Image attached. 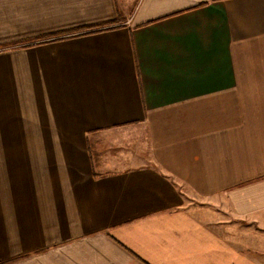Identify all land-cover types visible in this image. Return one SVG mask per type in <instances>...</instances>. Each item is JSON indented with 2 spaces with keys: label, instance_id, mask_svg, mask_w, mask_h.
I'll list each match as a JSON object with an SVG mask.
<instances>
[{
  "label": "crops",
  "instance_id": "obj_1",
  "mask_svg": "<svg viewBox=\"0 0 264 264\" xmlns=\"http://www.w3.org/2000/svg\"><path fill=\"white\" fill-rule=\"evenodd\" d=\"M17 43L0 261L264 264V0H0Z\"/></svg>",
  "mask_w": 264,
  "mask_h": 264
},
{
  "label": "rangeland",
  "instance_id": "obj_2",
  "mask_svg": "<svg viewBox=\"0 0 264 264\" xmlns=\"http://www.w3.org/2000/svg\"><path fill=\"white\" fill-rule=\"evenodd\" d=\"M29 43H17V44H12V45L11 44L3 45V46H0V52L2 50H7V49H11V48H23V47H25V45H27ZM25 162H26V164L28 163L27 160ZM6 163L9 164V161L0 160V190L2 189V186L6 185L7 186L6 190H9V194L14 195V194H16L18 187L15 183V179H14L13 175L9 174V172H12V169L10 168L11 165L9 164V168L5 169ZM27 171H28V166H27ZM26 178H28V177H26ZM28 179L32 180L31 178H28ZM30 185H32V184H30ZM28 186H29L28 184H26V186H22V190H24L28 196H31V198L29 197L28 200H32L33 199V193H32V191L30 192L28 190V188H29ZM29 189H32V187ZM1 200H2V194L0 191V205H1ZM0 258H1V255H0ZM11 259H18V257L14 256ZM9 262H11V261L10 260L4 261V262L0 261V264H7Z\"/></svg>",
  "mask_w": 264,
  "mask_h": 264
}]
</instances>
